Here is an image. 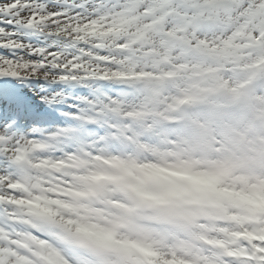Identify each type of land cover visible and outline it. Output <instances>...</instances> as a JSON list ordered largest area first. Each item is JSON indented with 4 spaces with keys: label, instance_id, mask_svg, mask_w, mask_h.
Here are the masks:
<instances>
[{
    "label": "snow or ice",
    "instance_id": "obj_1",
    "mask_svg": "<svg viewBox=\"0 0 264 264\" xmlns=\"http://www.w3.org/2000/svg\"><path fill=\"white\" fill-rule=\"evenodd\" d=\"M0 264H264V0H0Z\"/></svg>",
    "mask_w": 264,
    "mask_h": 264
},
{
    "label": "rangeland",
    "instance_id": "obj_2",
    "mask_svg": "<svg viewBox=\"0 0 264 264\" xmlns=\"http://www.w3.org/2000/svg\"><path fill=\"white\" fill-rule=\"evenodd\" d=\"M57 115H58V113H55V112L53 113V117H55ZM54 122H58V121H56L54 118L44 121L45 124L54 123Z\"/></svg>",
    "mask_w": 264,
    "mask_h": 264
}]
</instances>
